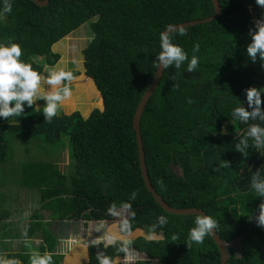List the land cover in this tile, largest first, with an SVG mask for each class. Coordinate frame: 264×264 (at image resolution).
<instances>
[{"label":"trees","instance_id":"obj_1","mask_svg":"<svg viewBox=\"0 0 264 264\" xmlns=\"http://www.w3.org/2000/svg\"><path fill=\"white\" fill-rule=\"evenodd\" d=\"M219 1L220 18L185 28L184 36L179 31L171 35L188 60L179 69L174 65L165 69L142 116L146 163L154 188L170 206L203 209L217 221L216 229L228 245L252 238L264 245V226L258 225L264 197L253 187L254 182L264 183V134L259 143L250 135L253 125L264 129V120L257 116L244 121L232 114L236 107L253 111L247 102L251 88L262 90L264 113V60L259 53L255 60L247 54L249 33L255 29L251 7L261 9L260 17L264 8L256 0ZM8 2L12 11L6 14L5 0H0V43L20 44L21 59L41 75L62 58L53 46L89 23L93 38L83 50L85 75L97 88L104 109L93 110L88 118L80 112L57 114L48 122L43 111L37 114L32 107L17 124H0V239L12 233V224L6 222L12 210L5 206L8 197L14 198L1 190L27 189L38 192L40 207L31 216L22 244L41 239L39 255L53 253V264H64L65 254L58 252L59 237L49 229L48 220L111 221L125 204L131 205L127 219L131 227L126 234L121 223V235L154 231L157 238H125L111 229L108 235L114 243L93 238L97 243L88 247V264H99L97 254L125 258L119 249L127 239L128 251L131 245L148 259L133 264H220L221 253L210 234L202 243L189 240L196 215L167 213L147 190L133 128L138 105L158 69L161 33L213 16L212 0H50L46 7L32 0ZM195 45L199 50L194 52ZM193 55L199 63L189 73ZM72 72L76 78L81 75ZM24 107L28 109L27 104ZM16 137L31 144L32 138L43 137L48 145L58 144V154L48 161L16 162L12 149ZM63 137L70 146L69 168L60 165L68 146ZM160 216L167 218L166 225L160 226ZM122 219L117 215L112 226ZM0 245L5 250L4 243ZM229 253L227 264H264L257 248L239 255L231 247ZM4 254L6 261L20 264H30L32 257L25 248ZM127 258L128 263L135 261L131 253ZM6 261L0 259V264Z\"/></svg>","mask_w":264,"mask_h":264},{"label":"rangeland","instance_id":"obj_2","mask_svg":"<svg viewBox=\"0 0 264 264\" xmlns=\"http://www.w3.org/2000/svg\"><path fill=\"white\" fill-rule=\"evenodd\" d=\"M259 11V9L251 10L255 24L257 20L264 18L262 16H259ZM91 33L92 32L91 28L89 27V23H86L85 25L81 26L79 29L71 33L68 37L56 43L52 48L55 53L61 54L62 58L56 66H47L45 68V71L42 73V76H44L45 79L41 81L40 95H44L52 91L58 90L59 88H62L63 83L59 86H56L55 88L46 83L47 75L51 71L63 68L65 70L70 71L77 70L81 74L71 82L72 95L60 105L58 115H62L64 113L70 115L74 112H80V114L84 118H88L93 110L104 109L103 100L97 88L95 87L93 81L85 75L83 50L89 45V42L93 38V35ZM90 96H92L91 99H89ZM69 99L71 100L70 102L68 101ZM45 103L46 102L43 99H38L36 101V104L33 105V110L37 114L41 113L43 111ZM24 111L25 112L24 114H22V116L29 113V108L27 109V107H24ZM18 122L19 117L17 116H12L8 120L0 118V124H17ZM16 138L17 139L14 140L16 142L12 144V149L15 151L14 156L16 162L26 163L38 160L48 161L51 156L54 157V154H58L55 153L58 144L48 145L46 144V142H44L43 139H41L43 137L35 139L32 138V140L30 141L32 142V144L29 142L24 143L21 137ZM63 142H67L68 144V137H63ZM69 152L70 146L68 144L67 148L64 151V155H61L62 157L60 160V165L62 168H69L70 166L71 161L69 157ZM3 165L9 168L8 164ZM177 173L180 174V171H177ZM2 191L3 193L14 197L13 200H11V197H8L7 199L8 201L6 203L5 208L12 210V217L6 222H10L12 224L11 229L13 235L23 234L24 230L29 227L31 216L33 215L35 210L39 209L40 207V196L38 192L27 189H21L18 191L13 189L12 192H10L8 189H2L1 192ZM124 210L128 211V208H123L119 210L115 214L114 219ZM113 220L105 222L94 221L86 223L83 220L60 221L57 219H50L47 222L49 229L55 234V236H62L64 238V241L61 242V246L58 250V252L65 254L64 264H88V251L84 250V246L82 244L90 246L93 243H97L95 240H93V238H102L108 235V231L111 229H116V232L121 235L118 226H112L111 222ZM121 236L131 239L142 236H145L147 238L149 237V235L145 234V232L143 231H136L129 236ZM155 238H157V236H152L151 239ZM36 240L37 241L31 240L23 246V248L28 250L32 255L34 253L39 254V246L42 244L41 239ZM257 241L258 239L256 238H252V242H250V240L244 241L243 239H238L232 244L228 245V247L235 248L239 255H241L243 251H245L249 247L257 248L261 251L262 257H264V245L259 244V242ZM12 242L14 251H21L23 249V244H21V240L14 238L12 239ZM7 245L8 247L12 248V245ZM70 247L72 248L71 252L69 251ZM128 253H131L132 256L135 257V261L144 257L142 256V254L138 253L131 245L129 247ZM2 260L6 261L5 254ZM127 260L129 259L127 258ZM120 261H122L123 264H131L128 263L125 258H118L116 260V264H119Z\"/></svg>","mask_w":264,"mask_h":264},{"label":"clouds","instance_id":"obj_3","mask_svg":"<svg viewBox=\"0 0 264 264\" xmlns=\"http://www.w3.org/2000/svg\"><path fill=\"white\" fill-rule=\"evenodd\" d=\"M256 4L264 8V0H256ZM12 4L5 0V7L3 13H11ZM2 15V14H0ZM186 31L179 29V35H186ZM251 43L247 47V54L255 60L257 53L260 54L261 60H264V19L256 21L255 29L250 30ZM161 52L157 57L158 66L167 69L170 66H175L179 69L184 61L188 60L187 53L179 46L172 42V36L168 32H162L160 35ZM199 45H195L193 51H198ZM23 55L20 44L8 41L7 45L0 43V118L8 120L12 116H21L24 114V105L32 108L38 99H43L46 103L43 107V116L45 121L51 120L58 114L60 105L72 95L71 82L76 78L72 71L63 68L54 70L48 73L46 83L48 85L64 86L58 90L50 93L40 95L41 81L45 79L40 72L36 71L31 63H27L21 59ZM198 58L193 55L188 62L187 71L194 72L198 66ZM66 82V83H65ZM261 89L251 88L247 90V102L250 107L254 106L251 113L246 111L243 107H236L233 110V116H238L241 120L247 121L249 118L255 119L257 116L264 120V113H261L260 105ZM264 134V129L257 125H253L250 129V135L257 138ZM162 183V182H161ZM253 187L257 190L260 196L264 197V183H253ZM136 193L132 194V199H135ZM124 208H131V205L125 204ZM115 205H112L110 212L114 213ZM134 216L135 214L132 213ZM160 226L168 223L164 216L158 217ZM258 225L264 226V203L260 205V215L258 216ZM130 224L127 220L123 221L122 231L124 233L130 232ZM218 227L217 221L211 216L197 214L195 219V227L190 229L189 240L191 242L202 243L204 238L213 232V229ZM155 225H153V229ZM149 235V239L154 235ZM108 244L114 243V237L106 235L102 237ZM173 240L178 239L177 236L172 237ZM130 242L125 240L124 246L119 250L128 253L127 245ZM190 246V244H189ZM99 264H116V260L112 257L97 254ZM3 264H20L17 260L3 262ZM30 264H53V253L45 252L43 256L34 253L30 259Z\"/></svg>","mask_w":264,"mask_h":264},{"label":"water","instance_id":"obj_4","mask_svg":"<svg viewBox=\"0 0 264 264\" xmlns=\"http://www.w3.org/2000/svg\"><path fill=\"white\" fill-rule=\"evenodd\" d=\"M32 1L40 7H46V6H48V4L50 2V0H32ZM212 2L214 5V8H215V13L213 16L205 18V19L180 23V24H177L175 26L168 28L164 32H168L169 35H172L174 32L179 31V29H181V28L185 29V28L197 26L200 24L210 23V22L220 18L223 15V10H222L220 1L219 0H212ZM251 10H256V8L251 7ZM164 72H165V69L158 66L156 75H155L152 83L150 84L148 90L146 91V93L142 97V99L138 105L137 111L135 113L134 120H133V128L136 132L137 143H138V154H139L142 177H143V180H144L145 185L147 187V190L153 195L156 202L167 213L173 214V215H181V216H192V215H197V214L207 215L203 209H199V208L180 209V208H175V207L170 206L167 202L164 201V199L156 191V189L154 188V186L152 184L150 176H149L147 163H146V154H145V149H144V142H143L142 132H141V120H142V116L146 110V107H147L149 101L151 100L152 96L156 92V90H157V88H158V86H159V84L163 78ZM210 235L213 238V240L215 241V243L218 246L219 251L221 253V263L220 264H227L229 262V255H230L228 244L221 238L217 229H213V232ZM142 256H144V257L142 259H139V260H143V261L148 260L147 256L145 254H142ZM132 262H134V261H132Z\"/></svg>","mask_w":264,"mask_h":264},{"label":"crops","instance_id":"obj_5","mask_svg":"<svg viewBox=\"0 0 264 264\" xmlns=\"http://www.w3.org/2000/svg\"><path fill=\"white\" fill-rule=\"evenodd\" d=\"M15 213H16V212H15ZM129 214H130L129 209H128V211H126V210L122 211V213L119 214V218H120V217L123 218L120 222L123 223V221L127 220V219L129 218ZM6 221H7V220H6ZM120 222L118 223V227H119V225L121 224ZM7 223H10V222H7ZM118 229H119V228H118ZM25 233H26V229L24 230V233H23L24 235H23V234L13 235L12 233H10V237H8V238H4L3 240L0 239V243L3 242V243H4V247H5V250H0V259H2V258L4 257V253L9 252V250H11V248L8 247L6 244L12 245V244H13L12 239H14V238L21 240V244H22V243L25 241V237H26ZM11 234H12V235H11ZM22 235H23V237H22ZM35 241H37V240H35ZM63 241H64V238H63L62 236H60V237H59V245H58V249H59V247L61 246V245H60L61 242H63ZM76 243H77V242H76ZM79 244H81V243H79ZM82 245L84 246V250H87V251H88V247H89V246H86V245H84V244H82ZM71 247H72V246H71ZM0 248H3V247L0 245ZM12 248L14 249L13 245H12ZM22 248H23V245H22ZM71 250H72V248L69 249L70 252H71ZM130 250H132V249H130ZM4 251H6V252H4ZM1 252H3V253H1ZM138 253H139V252H138ZM125 258H126V256H125ZM120 259H124V258H120ZM84 262H85V261H84ZM132 263H133V262H132ZM132 263H131V264H132ZM119 264H123V262L120 261Z\"/></svg>","mask_w":264,"mask_h":264},{"label":"flooded vegetation","instance_id":"obj_6","mask_svg":"<svg viewBox=\"0 0 264 264\" xmlns=\"http://www.w3.org/2000/svg\"><path fill=\"white\" fill-rule=\"evenodd\" d=\"M258 10V9H257ZM259 10H261V9H259ZM60 248V247H59ZM69 249H71V247L69 248Z\"/></svg>","mask_w":264,"mask_h":264}]
</instances>
